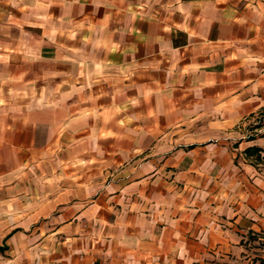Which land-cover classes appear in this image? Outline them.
Segmentation results:
<instances>
[{"label": "crops", "instance_id": "crops-1", "mask_svg": "<svg viewBox=\"0 0 264 264\" xmlns=\"http://www.w3.org/2000/svg\"><path fill=\"white\" fill-rule=\"evenodd\" d=\"M263 110L264 0H0V264H264Z\"/></svg>", "mask_w": 264, "mask_h": 264}, {"label": "rangeland", "instance_id": "rangeland-1", "mask_svg": "<svg viewBox=\"0 0 264 264\" xmlns=\"http://www.w3.org/2000/svg\"><path fill=\"white\" fill-rule=\"evenodd\" d=\"M263 116L262 114H257L254 115L252 118H250L248 125H247V130L251 134H264V126H260L256 128V126H259L260 124L263 123Z\"/></svg>", "mask_w": 264, "mask_h": 264}, {"label": "trees", "instance_id": "trees-1", "mask_svg": "<svg viewBox=\"0 0 264 264\" xmlns=\"http://www.w3.org/2000/svg\"><path fill=\"white\" fill-rule=\"evenodd\" d=\"M260 114H262V116H263V118H264V110H263ZM260 126H264V119H263V123L260 124L259 126H256V128H258V127H260ZM249 139H252V138L250 137ZM258 151H260L258 148H247V149L245 150L246 154H247V153L251 154V153H254V152H258Z\"/></svg>", "mask_w": 264, "mask_h": 264}, {"label": "built area", "instance_id": "built-area-1", "mask_svg": "<svg viewBox=\"0 0 264 264\" xmlns=\"http://www.w3.org/2000/svg\"><path fill=\"white\" fill-rule=\"evenodd\" d=\"M223 264H239V263L236 260L229 259V260L225 261Z\"/></svg>", "mask_w": 264, "mask_h": 264}]
</instances>
